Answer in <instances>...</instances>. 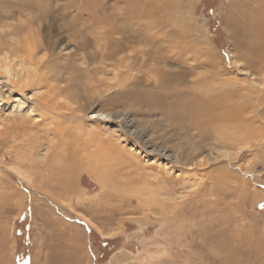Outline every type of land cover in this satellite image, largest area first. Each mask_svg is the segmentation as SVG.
<instances>
[{"label":"rangeland","instance_id":"1","mask_svg":"<svg viewBox=\"0 0 264 264\" xmlns=\"http://www.w3.org/2000/svg\"><path fill=\"white\" fill-rule=\"evenodd\" d=\"M66 1L0 0V58L8 64L0 71V264H61L63 254L72 264H264V144L231 162L200 166L177 164L172 157L185 141L201 152L211 149L215 122L239 123V117L219 118V109L212 111L201 91L185 82L195 73L209 77L208 66L191 76L179 66L160 68L167 72L163 79L158 69L141 68L134 71L137 82L111 87L110 70L84 71L91 61H82L83 50L74 51L71 33L89 18L78 12L84 0H69L76 9ZM139 7L145 14L134 22L155 20L178 45L188 44L182 66L205 59L222 69L226 82L262 80L264 53L257 63L244 45L264 47L255 44L264 43L256 31L264 27V0H141ZM110 14L109 9L105 15ZM50 47L58 52L51 59ZM30 59L31 78L22 80L20 64ZM44 66L58 72L61 92L36 83L34 69ZM87 81L106 95L99 110L110 117L84 118L67 109L71 101L88 106L94 91ZM228 90L223 101L236 94ZM260 117L253 137L264 135L257 128L264 125ZM101 141L109 145L103 149ZM14 162L32 183L10 169ZM137 188L143 189L142 202Z\"/></svg>","mask_w":264,"mask_h":264},{"label":"bare ground","instance_id":"2","mask_svg":"<svg viewBox=\"0 0 264 264\" xmlns=\"http://www.w3.org/2000/svg\"><path fill=\"white\" fill-rule=\"evenodd\" d=\"M108 1H112L113 2L112 4H115V5H112ZM66 2L68 3V5H73L72 7L75 8L76 3L70 4L69 0H67ZM121 2H123L124 5L120 8V7H118V4L120 5ZM140 2H141V0H84L80 4V6H78L79 14L80 15L81 14L86 15L89 18V20L87 22H83V23L79 22V26H78L77 30H74V32L71 33L72 36L77 39V41L74 43V48H75L74 51H76L77 49L83 50V54H82V52H80V56H81L82 61L85 62V60L88 59V57H89V60L91 61V62L89 61L90 62L89 63L90 64L89 69L87 71L84 69V71L88 74H98V73L102 74L105 71L110 70V72H111L110 75H112V77L110 78L109 81L114 82V84L111 82L113 84V86H111V87L115 86V87L121 88L124 85V83H126L127 81L128 82L130 81L129 83L137 82L139 78L134 75V71L139 70L141 68H148L152 71H155V69H158V73L160 75H163V76H161L162 79L165 76H167V74H166L167 72L166 71H165V73L160 72V70H161L160 68L172 69V68H175L176 66H179L183 70L187 71L188 76L189 75L191 76V74L194 73L197 69L206 70L207 68H209L208 69L209 77H207V75H205V74L199 75V74L195 73V75L193 77L194 79H189L188 81L186 80L185 82H188L189 85H191V86L193 85L194 88H196L198 91H201L202 97L206 98V101H207V102H205L206 105L208 107H211L212 111L214 110V112H215V109H219L218 113L215 112L219 118L222 117L224 120L225 119L228 120V118H227L228 115L231 117H236V118L239 117V123H235V121H231V122L229 121L228 124H225L227 122L222 121L224 123H222L223 126H221L222 124L220 125V123H221L220 121H219L220 123L215 122L216 125L214 128V132L211 130L214 133L213 134L214 136H212L214 139L212 144H211L212 148L208 150V146H207V149L205 147V149L202 150V152H204L203 154H201L202 153L201 151L197 150L196 146L194 144H192L191 141H187V142L185 141L183 147H181V145H180V147L178 146V147H176V149L174 148L175 151L172 152V157H173L174 162L177 164L182 163V164H195V165L199 164L200 165L201 163H203V164L206 163V165H207L209 163L216 162L218 159H223V158L226 161L231 162L230 160H232V158L235 159V157L241 151L249 150L253 146L256 147L259 144H261V145L264 144V135H261V136L257 135L255 137H253V135H255L253 133L254 129L256 127L255 123L257 121L261 122L260 116H262L264 114V103L261 104V96L264 97V76H263L262 80H260V81L250 79L248 81H243L244 83H240V82L238 83L237 80L235 79V81L230 80L229 82L228 81L226 82L221 76L220 70H222V69H220L219 66L217 69L216 63H209L210 61H207V60L204 61L205 59L204 60L202 59V60H198L197 63L190 64L189 66H186V67L182 66L183 61L181 60L182 55H180V54H181V52H184L188 49L187 48L188 44H186L185 46L178 45V43L174 41L175 37L172 35L173 33L168 31L167 27L165 29L164 26L159 25L158 22H154L155 20L154 21L153 20L152 21H145L143 23L134 22L140 18L142 19V17H144V14H145V10L143 8L139 7ZM142 3H143V1H142ZM172 7H174V6H172ZM177 8H178V6H177ZM109 9L111 10V14H110V16H106L105 13ZM98 11H100V12H98ZM78 12L75 10V13L77 15H78ZM41 17H40V19H41ZM36 23H37L36 29L39 30L40 24L38 22H36ZM33 26H34L33 23H30L29 28L32 30V29H34ZM19 29H20V27H19ZM32 31H34V30H32ZM171 31H173V30H171ZM256 31H259V33L261 34V35H257V38L264 42V27L259 25L257 27ZM24 35H25V33H24ZM182 35H183V33H182ZM176 37H178V36H176ZM249 37H251V39L253 41H255L257 39L256 36L253 34L249 35ZM33 38L35 39V38H39V37H38V35L36 37L33 34ZM26 40H27L26 50L28 52H31V47L33 45L32 35H31V37L26 36ZM177 41H178V39H177ZM140 42L141 43L146 42L149 45V47L135 48L134 44L140 43ZM255 42H256L255 44L258 43L260 45H264V43H262V42H257V41H255ZM252 44H254V42L253 43L248 42L244 45V48L248 52H252L255 56L254 58H256L257 61L259 60V62H257V63H260L261 62L260 56L264 53V47L257 46L258 48H254V47L252 48ZM50 49H51V51H50L51 53L48 54L49 59H51V57L53 58V56L55 54L56 55L58 54L57 50L54 47L48 48V50H50ZM186 52L188 53V51H186ZM58 58H59V56H58ZM36 61H38V59ZM252 61L255 62L254 59ZM47 62H49V60L44 61L42 64H45ZM107 62L110 64V66H108ZM166 63H169V65H165ZM252 64L254 65L255 63H252ZM33 65L34 64L32 63L31 59L20 64L22 71H24L23 76H22V78L20 77V79L24 80V78H25L26 80L29 81L32 74L30 76H28L29 73H31V72H29L30 68H27V67H31V69H33V67H34ZM206 65L208 67L206 69H204L206 67ZM0 66H3L4 68L8 69V64L4 63V62L2 63V60L0 61ZM44 67L45 68H43L41 71L38 69H34V71H36V75L38 76V78L36 77L37 79L35 80V81H37L36 83L39 85L44 83L46 86H48L54 90H57L58 92H61L60 89H62V88L58 87V85H56L57 83L55 82V80L58 79V78L56 79V76H59L58 72L52 73V68L50 66H44ZM53 71H55V70H53ZM62 71L63 70L61 69V72ZM68 71H69V69H68ZM76 71H80V70H76ZM65 72H67V71H65ZM73 72H75V71H73ZM68 73H70V72H68ZM68 73L66 75H68ZM36 75H34V76H36ZM71 77L69 75V79ZM20 82H22V81H20ZM147 82H148V79H147ZM14 83H16V82H14ZM87 83H88V81H87ZM105 84H108V83H105ZM17 85H19L18 81H17ZM88 85H91V84L88 83ZM13 86L15 87V85H13ZM17 87H19V86H17ZM21 88H22V86H21ZM80 88H81V86H80ZM80 88L78 87V89H80ZM91 88H92V91H94V92H91V94L87 93V94L91 95V97H90L91 99L89 98V100H88L89 101L88 106L82 105L81 102L79 103L77 101H71L69 103L67 109L70 110V112L75 113V114H76V112L82 113L84 118L85 117L87 118L88 115H91L90 118H99V119H106V118L110 117V113H105L103 111L101 112L99 110V105L101 104L100 102L104 99V97L106 95H104L102 93V91L99 90L96 83H95V85H91ZM52 89L50 91H52ZM82 89H84V88H82ZM87 89H88V87H87ZM225 90H228L230 93L232 91L236 92V94L234 95V98H229V99L225 98V100L223 101L222 95H224ZM58 92L56 93L55 97L56 96L58 97L61 94V93L58 94ZM198 95H199V92H198ZM229 96H231V95H229ZM229 96H227V97H229ZM212 99H213L214 103L209 102ZM262 100L264 101V99H262ZM79 101H80V99H79ZM197 108L200 111L202 109V113H204L206 115L211 114L210 113L211 110L207 111L202 106L197 107ZM246 110H249L251 115L249 117H243V119H240V117L243 116L242 112L245 113ZM72 118H74V117L72 116ZM207 119H208V117H207ZM218 120H220V119H218ZM122 126H123V124H122ZM205 127L208 128L207 126H205ZM198 128H201V127H198ZM257 128H264V125L260 124L257 126ZM210 129H212V128H210ZM125 134H126V132H125ZM123 140H124V138H123ZM123 140H122V142H124ZM108 143H109L108 141H101L100 142L101 147L103 149L105 148V146ZM208 143H210V142H208ZM220 143L223 146L220 145ZM126 146H128V145H126ZM90 147H92V146H90ZM139 147H140V145H139ZM259 147H261V146H259ZM109 150H111V149H109ZM136 151H138V150H136ZM168 156H169V154H168ZM170 161H171V159H170ZM111 163H112V161H111ZM13 164H14V166H12V168H10V169H12V171L14 170L15 173L17 175H19L22 179L26 180L29 183H32L30 178L23 175V173L20 171L18 164L16 162H14ZM103 177H105V175ZM191 178H192V176H191ZM193 178H194V176H193ZM193 182H195V181H193ZM148 186H150V185H148ZM143 189H146V188H143ZM142 190H140V188L139 189L137 188L134 190L135 193L138 194V200L140 202H142V200H140V198H142V196L144 195V194L139 193L140 191L142 192ZM51 191H48V192L52 196H55L53 191L52 192ZM128 201H131V199H129ZM71 233H72V230L71 229L68 230L67 234L70 235ZM58 235H59V233H58ZM42 257L43 256H41V258ZM60 259L63 261V262L61 261L62 262L61 264H72V263H74V262H72V259L69 256H67L66 254L60 255ZM41 262H42V260H41ZM55 264H58V262H56Z\"/></svg>","mask_w":264,"mask_h":264},{"label":"snow or ice","instance_id":"3","mask_svg":"<svg viewBox=\"0 0 264 264\" xmlns=\"http://www.w3.org/2000/svg\"><path fill=\"white\" fill-rule=\"evenodd\" d=\"M0 60H2V58H0ZM0 71H7V69L4 68L3 66H0Z\"/></svg>","mask_w":264,"mask_h":264}]
</instances>
